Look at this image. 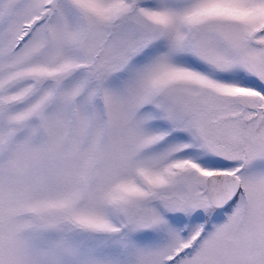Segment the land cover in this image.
Here are the masks:
<instances>
[{
    "label": "snow or ice",
    "instance_id": "1",
    "mask_svg": "<svg viewBox=\"0 0 264 264\" xmlns=\"http://www.w3.org/2000/svg\"><path fill=\"white\" fill-rule=\"evenodd\" d=\"M0 264H264V0H0Z\"/></svg>",
    "mask_w": 264,
    "mask_h": 264
}]
</instances>
